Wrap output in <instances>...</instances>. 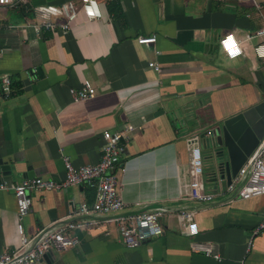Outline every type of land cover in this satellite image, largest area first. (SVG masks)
I'll use <instances>...</instances> for the list:
<instances>
[{
  "label": "crops",
  "instance_id": "obj_1",
  "mask_svg": "<svg viewBox=\"0 0 264 264\" xmlns=\"http://www.w3.org/2000/svg\"><path fill=\"white\" fill-rule=\"evenodd\" d=\"M67 1L79 2L0 5V78L11 80L10 94L0 98V160L12 171L0 168V184L8 186L0 189V254L19 247L18 224L30 238L38 228L89 219L77 215V206L95 196L83 183L30 192L31 208L20 217L12 186L30 177L61 179L63 156L74 166L97 162L102 133L130 123L123 170L115 169L122 211L167 209L163 233L128 248L109 220L114 214H94L96 224L76 231L80 244L51 251L41 262L264 264V229L252 236L264 195L229 200L227 193L212 202L187 195L190 142L197 140L205 155V190L224 188L207 140L228 119L264 104V58L255 50L259 40L247 38L264 24V0H115L119 17L108 10L112 0H95L101 17L88 19L81 9L67 30L59 28L64 16L46 28L48 20L32 11ZM229 32L242 48L234 58L221 45ZM145 36L156 40L138 43ZM85 83L94 96L74 99L71 90ZM180 210L194 211L196 235L185 234ZM199 245H210L221 259Z\"/></svg>",
  "mask_w": 264,
  "mask_h": 264
},
{
  "label": "built area",
  "instance_id": "obj_2",
  "mask_svg": "<svg viewBox=\"0 0 264 264\" xmlns=\"http://www.w3.org/2000/svg\"><path fill=\"white\" fill-rule=\"evenodd\" d=\"M26 0H0V5H18L25 3ZM94 4L95 10L92 5ZM84 10L88 19L101 17V11L95 0L67 1L60 5H37L32 7L35 14L42 16L48 21L44 23L46 28H55L49 20L54 17L64 16L66 21L59 24V28L67 30L69 23L73 21L80 10ZM231 36V43L234 47L231 51L225 44ZM248 39L256 38L259 40L255 46L257 56L264 58V24L255 32L247 36ZM156 40L155 36L139 37L138 43H149ZM221 45L227 55L231 58L242 54L240 43L232 33H226L221 40ZM262 49L261 52L257 50ZM149 67L159 70L158 64L148 62ZM2 96H8L11 92V80L8 75L0 78ZM73 98L76 100H86L94 96L95 89L88 83L83 87L72 89ZM134 126L126 123L123 128L111 132L102 133L103 143L101 145V155L97 162L74 166L68 156H63L64 175L61 179H45L42 177L24 178L20 183L12 186L16 209L21 217L31 208L32 197L30 192L45 191L52 189H62L75 184H86L94 188L95 196L91 204L83 201L77 206L78 216H91L89 219L78 218L76 221H68L58 224L52 228H38L32 237H26L22 232V226L18 224L20 236L19 247L0 254V264H46L42 263L43 257L51 251H62L69 247L79 244L77 230L83 229L88 225H94L98 219L94 214H111L109 219L113 221L119 231L121 243L128 248H134L141 243L163 233L161 217L168 213L163 207H156L152 210L124 212V201L120 195V186L115 169L122 171L121 155L124 145L133 132ZM125 142V143H124ZM190 165L189 182L187 195L198 202H212L215 197L230 194L227 199H250L264 195V138L258 143L247 160L239 168L237 174L231 179L230 183L216 192H207L203 181V165L201 161V149L197 140L190 142ZM1 190L8 189L4 183L0 184ZM179 215L185 221V234L194 236L198 229L194 221L193 210H180ZM264 229V214L258 226L253 230L252 236ZM70 232H73L71 234ZM251 245V240L248 246ZM207 255H212L216 260H220L219 254H214L210 245H199ZM243 264V261H242Z\"/></svg>",
  "mask_w": 264,
  "mask_h": 264
},
{
  "label": "water",
  "instance_id": "obj_3",
  "mask_svg": "<svg viewBox=\"0 0 264 264\" xmlns=\"http://www.w3.org/2000/svg\"><path fill=\"white\" fill-rule=\"evenodd\" d=\"M262 107L264 104L228 119L207 140L208 146L212 147V156L220 178H225L227 184L264 138V108ZM203 137L202 134L201 138ZM0 164L5 174L12 173L10 165L2 164L1 160Z\"/></svg>",
  "mask_w": 264,
  "mask_h": 264
},
{
  "label": "trees",
  "instance_id": "obj_4",
  "mask_svg": "<svg viewBox=\"0 0 264 264\" xmlns=\"http://www.w3.org/2000/svg\"><path fill=\"white\" fill-rule=\"evenodd\" d=\"M108 10L114 16H118V17L121 16L120 5L115 0L109 1V3H108Z\"/></svg>",
  "mask_w": 264,
  "mask_h": 264
},
{
  "label": "clouds",
  "instance_id": "obj_5",
  "mask_svg": "<svg viewBox=\"0 0 264 264\" xmlns=\"http://www.w3.org/2000/svg\"><path fill=\"white\" fill-rule=\"evenodd\" d=\"M229 37H231V36H229ZM229 37H228V39L225 41V44L227 45V47H228L229 49H231L232 47H234V45L231 43L232 37H231V40H229Z\"/></svg>",
  "mask_w": 264,
  "mask_h": 264
},
{
  "label": "rangeland",
  "instance_id": "obj_6",
  "mask_svg": "<svg viewBox=\"0 0 264 264\" xmlns=\"http://www.w3.org/2000/svg\"><path fill=\"white\" fill-rule=\"evenodd\" d=\"M201 149V148H200ZM201 161H202V165H203V169H204V162H205V155H204V152H203V150H201ZM209 162H210V160H209ZM209 170H211L210 168H209Z\"/></svg>",
  "mask_w": 264,
  "mask_h": 264
},
{
  "label": "snow or ice",
  "instance_id": "obj_7",
  "mask_svg": "<svg viewBox=\"0 0 264 264\" xmlns=\"http://www.w3.org/2000/svg\"><path fill=\"white\" fill-rule=\"evenodd\" d=\"M229 40H231V37H229ZM231 51V49H229Z\"/></svg>",
  "mask_w": 264,
  "mask_h": 264
},
{
  "label": "bare ground",
  "instance_id": "obj_8",
  "mask_svg": "<svg viewBox=\"0 0 264 264\" xmlns=\"http://www.w3.org/2000/svg\"><path fill=\"white\" fill-rule=\"evenodd\" d=\"M80 244V243H79ZM12 249V248H11Z\"/></svg>",
  "mask_w": 264,
  "mask_h": 264
}]
</instances>
